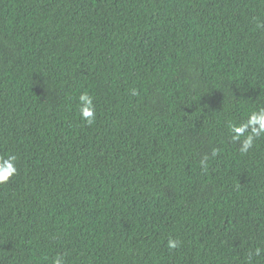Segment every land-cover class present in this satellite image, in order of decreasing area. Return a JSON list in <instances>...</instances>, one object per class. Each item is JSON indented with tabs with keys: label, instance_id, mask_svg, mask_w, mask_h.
<instances>
[{
	"label": "trees",
	"instance_id": "obj_1",
	"mask_svg": "<svg viewBox=\"0 0 264 264\" xmlns=\"http://www.w3.org/2000/svg\"><path fill=\"white\" fill-rule=\"evenodd\" d=\"M261 110L264 0H0V264H264Z\"/></svg>",
	"mask_w": 264,
	"mask_h": 264
},
{
	"label": "clouds",
	"instance_id": "obj_2",
	"mask_svg": "<svg viewBox=\"0 0 264 264\" xmlns=\"http://www.w3.org/2000/svg\"><path fill=\"white\" fill-rule=\"evenodd\" d=\"M79 99L81 101V119L91 125L95 120V105L93 103V97H91L87 92H84L80 95ZM257 123L260 124V128L255 127V124ZM250 126L252 127V133L244 140L243 147L241 148L242 152H247V150L252 146L255 136L264 133V110L254 113L246 124L239 127H233L232 130L238 134L235 138L238 139L239 135H242ZM15 163L16 157L14 155L0 156V184L8 182L10 178L17 173ZM168 246L170 249H176L179 247V241L169 240ZM261 251L262 250L260 248H257L255 253L252 255L259 256ZM53 264H65L64 257L57 255Z\"/></svg>",
	"mask_w": 264,
	"mask_h": 264
}]
</instances>
